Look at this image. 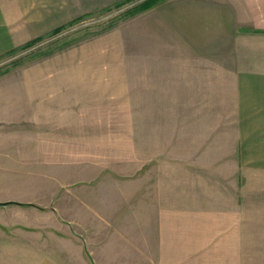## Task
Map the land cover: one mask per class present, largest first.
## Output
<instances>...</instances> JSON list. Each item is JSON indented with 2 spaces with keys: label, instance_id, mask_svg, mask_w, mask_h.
I'll return each mask as SVG.
<instances>
[{
  "label": "rangeland",
  "instance_id": "374dc122",
  "mask_svg": "<svg viewBox=\"0 0 264 264\" xmlns=\"http://www.w3.org/2000/svg\"><path fill=\"white\" fill-rule=\"evenodd\" d=\"M73 1L78 14L60 31L0 57V72L12 69L0 78V174L63 179L62 223L88 264H123L134 252L141 259L125 261L264 264V148L236 168L230 12L214 0ZM166 176L167 193L210 180L206 210L156 206L147 180ZM235 189L248 193L238 206ZM181 194L174 200L186 203ZM14 239L18 251L52 248Z\"/></svg>",
  "mask_w": 264,
  "mask_h": 264
},
{
  "label": "crops",
  "instance_id": "0c3cea01",
  "mask_svg": "<svg viewBox=\"0 0 264 264\" xmlns=\"http://www.w3.org/2000/svg\"><path fill=\"white\" fill-rule=\"evenodd\" d=\"M212 1L207 0L210 3ZM214 3L224 6L226 12H230V23L234 27L227 28L231 35V60L228 69L225 67V72L229 74V84L235 87V103L232 104L234 111L230 114V124L235 131L239 132V137L236 138L235 163L237 165V159L240 158L238 162L243 163L244 167V164L250 161L249 149L251 147L259 145L262 149L264 148V0H214ZM77 14L78 5L73 0H0V57L28 41L52 34L56 29L69 24ZM217 68L220 73L222 67L217 66ZM11 70L2 73L0 78ZM251 132L257 133L254 139H251L249 135ZM253 141L256 144L251 143ZM258 154L264 155V150ZM138 165L143 171L142 165L139 163ZM164 168H168V162ZM236 168L238 169V165ZM168 172L170 175L171 169H168ZM33 180H41V178L24 174H0V215H5V212L11 214L7 220L4 217L0 218V233L8 239L0 238V264L90 263L86 257L83 242L80 243L78 239L70 238L67 224L62 223L65 218L60 211L64 209L57 201L60 197L69 194V191L65 190L68 185L63 182L62 178L56 176L53 183L50 179L44 178L36 185L32 183ZM209 182L211 181L203 178V184L196 186L195 189L186 191L172 189L170 193H167L172 183L171 177L166 176L164 179L160 178L151 182L147 180L156 206L158 204L165 206L164 211H172L175 207L181 206L187 207L188 211L191 209H195V212L206 210L205 188L209 186L207 184ZM235 184L237 186L236 179ZM181 193L187 194L186 203L174 200L176 197L180 198ZM191 194L192 197L189 196ZM30 195H50L52 198L45 203L41 200L27 198ZM247 195L248 193L244 194L242 190L239 194L235 189L232 198V190H230V205L243 204ZM225 196L228 194L225 193ZM162 197H166L167 201L159 203L158 199ZM214 197H218V194H214ZM213 198L209 202L210 205L218 203ZM51 203L53 206H50ZM28 216L34 219H23ZM167 224V226L170 225L168 222ZM64 227H66L65 232H63ZM134 227L135 231L139 225ZM6 228H13L15 231ZM165 233L167 232L164 231L163 234ZM10 235H14L12 240H10ZM15 236L17 239H14ZM13 239L14 244L22 247H25V243L29 241V243H47L52 245V248L46 251L37 248L33 253L18 251L12 248ZM87 246H90V241H87ZM129 254L131 255L128 256L133 257L123 258V264H130L125 259L128 261L141 259V253ZM95 259L97 258L94 257V261ZM119 261L117 260L114 264H120Z\"/></svg>",
  "mask_w": 264,
  "mask_h": 264
},
{
  "label": "trees",
  "instance_id": "16d2710c",
  "mask_svg": "<svg viewBox=\"0 0 264 264\" xmlns=\"http://www.w3.org/2000/svg\"><path fill=\"white\" fill-rule=\"evenodd\" d=\"M147 6H149V4H145V5H143L142 7H147ZM110 25V24H109ZM62 29V27H60L59 29H56L54 32H58V31H60ZM53 32V33H54ZM38 39H40V38H37V39H33V40H31V41H28L27 43H24L23 45H21V46H19L20 48H23V49H27V48H29L30 46H33L34 45V43L38 40ZM18 47V48H19ZM54 52V50H49V51H46V52H43L45 55H49V54H51V53H53ZM41 55H43V54H41ZM7 69V70H6ZM6 69H4L3 71H1L0 72V75L2 74V73H4V72H7L8 71V68H6Z\"/></svg>",
  "mask_w": 264,
  "mask_h": 264
}]
</instances>
